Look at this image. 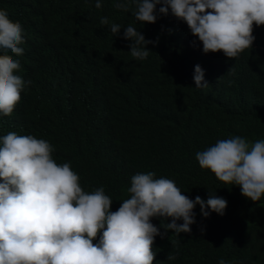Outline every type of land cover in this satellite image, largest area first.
Here are the masks:
<instances>
[{"label":"trees","instance_id":"1","mask_svg":"<svg viewBox=\"0 0 264 264\" xmlns=\"http://www.w3.org/2000/svg\"><path fill=\"white\" fill-rule=\"evenodd\" d=\"M95 2L0 0L28 30L15 72L26 87L13 113L0 114V137L16 132L50 142L53 159L71 164L84 191L104 188L112 211L130 198L131 177L147 172L175 181L190 199L214 192L227 200L224 215L209 209L207 218L197 205L191 233L156 236L153 264H264V197L253 202L195 158L220 139H264V25H253L252 47L235 59L205 54L171 11L157 10L156 23L142 24L131 10H117L115 0H103L100 9ZM112 23L121 25L118 35ZM129 25L158 39L145 60L130 54L133 41L123 38ZM196 65L207 87H196ZM151 222L160 227L171 218ZM169 254L177 259L168 261Z\"/></svg>","mask_w":264,"mask_h":264},{"label":"clouds","instance_id":"2","mask_svg":"<svg viewBox=\"0 0 264 264\" xmlns=\"http://www.w3.org/2000/svg\"><path fill=\"white\" fill-rule=\"evenodd\" d=\"M102 6L103 0H96L95 7ZM114 7L131 10L142 24L156 23L157 10L163 15L171 11L202 42L205 54L222 51L235 59L252 47L253 25H264V0H115ZM21 20L0 4L3 116L13 113L26 87L24 79L15 74L21 66L17 59L28 43V30ZM100 23L109 25V19L102 17ZM121 28L110 25L115 35ZM124 29L123 38L133 41L131 56L147 59L151 52L147 46L158 39H146L131 25ZM204 75L196 65L193 79L197 88L209 85ZM53 152L50 142L33 135L9 132L0 137V264H153L156 236L163 237L169 230L178 236L191 233L197 205L205 218L211 214L209 209L224 215L228 206L214 192L207 200L200 196L190 199L175 181L147 172L131 177L130 198L112 211L113 201L104 188L84 191L71 164H58ZM195 158L202 169H210L225 184L239 186L241 194L253 202L264 197V139L252 143L240 136L220 139L196 152ZM153 217L171 218L160 226L164 233L151 222ZM98 236L99 242L94 244ZM167 259L177 256L169 254ZM219 264L226 262L220 259Z\"/></svg>","mask_w":264,"mask_h":264}]
</instances>
